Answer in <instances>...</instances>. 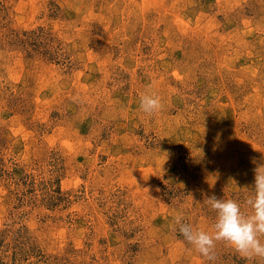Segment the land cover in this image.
Instances as JSON below:
<instances>
[{
    "label": "rangeland",
    "instance_id": "obj_1",
    "mask_svg": "<svg viewBox=\"0 0 264 264\" xmlns=\"http://www.w3.org/2000/svg\"><path fill=\"white\" fill-rule=\"evenodd\" d=\"M261 157L264 0H0V264H264L175 225Z\"/></svg>",
    "mask_w": 264,
    "mask_h": 264
},
{
    "label": "clouds",
    "instance_id": "obj_2",
    "mask_svg": "<svg viewBox=\"0 0 264 264\" xmlns=\"http://www.w3.org/2000/svg\"><path fill=\"white\" fill-rule=\"evenodd\" d=\"M139 106L144 113L152 115L160 111L163 104L159 95L146 92L140 96ZM252 162L257 164L256 158ZM253 171L254 195L245 202L250 212H246L237 200L213 194L204 199L216 213L213 231L186 223L181 216L175 217V225L184 240L210 261L216 258L218 241L228 242L245 258H264V164H258Z\"/></svg>",
    "mask_w": 264,
    "mask_h": 264
}]
</instances>
